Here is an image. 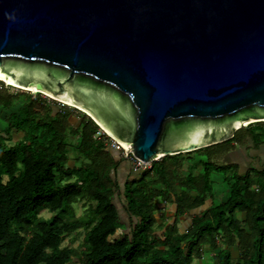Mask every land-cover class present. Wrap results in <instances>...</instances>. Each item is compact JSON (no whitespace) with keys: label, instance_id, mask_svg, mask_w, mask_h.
Returning <instances> with one entry per match:
<instances>
[{"label":"water","instance_id":"1","mask_svg":"<svg viewBox=\"0 0 264 264\" xmlns=\"http://www.w3.org/2000/svg\"><path fill=\"white\" fill-rule=\"evenodd\" d=\"M0 81L144 164L220 144L264 122V0H0Z\"/></svg>","mask_w":264,"mask_h":264},{"label":"trees","instance_id":"2","mask_svg":"<svg viewBox=\"0 0 264 264\" xmlns=\"http://www.w3.org/2000/svg\"><path fill=\"white\" fill-rule=\"evenodd\" d=\"M8 87L13 86L0 81V115L7 111L0 133V264H193L205 246L220 247L216 264H233L229 248L236 242L244 264H264V167L252 166L239 176L234 166L210 162L213 155L235 149L233 143L264 145V122L192 151L207 153V160L195 166L203 169L198 180L204 193L194 198V177L183 181L177 174L181 154L153 163L120 187L113 173L125 159L115 160L102 139H93L91 122H75L68 110L52 106L39 92L33 98L31 91L11 93ZM212 170L226 175L231 170L224 203L202 210L183 234L175 225L154 227L158 203L171 199L178 214L201 208L211 191ZM176 186L183 190L177 192ZM117 194L132 219L127 232ZM76 205L84 208L82 215H76ZM79 230L84 232L81 247H63Z\"/></svg>","mask_w":264,"mask_h":264},{"label":"crops","instance_id":"3","mask_svg":"<svg viewBox=\"0 0 264 264\" xmlns=\"http://www.w3.org/2000/svg\"><path fill=\"white\" fill-rule=\"evenodd\" d=\"M233 145L236 147V145L233 143ZM248 147H251L250 144H248ZM247 150V147H244ZM241 154H237L238 152L233 150L227 151L223 154H215L211 157L210 162L215 165H220L221 163L223 165H229L234 166L237 168V174L239 176L246 175L250 170L249 167H247V156L242 151V148L240 149ZM215 153V152H214ZM252 156L256 154L255 164H259L260 166L264 163V151H258L257 153H251ZM113 156L115 160L119 159V155L117 152H113ZM246 156V157H245ZM251 156L250 159L253 157ZM207 153L205 151H198V152H191V153H182L180 155V160L182 161L181 168L177 171V174L180 178V180H186V177L191 174L193 177H201V173L203 171L202 167L199 165V167L196 164H199V162H204L207 160ZM168 157H165V159ZM167 160V159H166ZM159 160L158 162H160ZM257 167V166H256ZM264 167V165L262 166ZM258 168V167H257ZM231 170H229L227 175H230ZM140 174L142 173H136L133 171L131 165L127 161H122L118 165L117 169L113 173V177L115 181L119 184L120 187H123L125 183H127L129 180L136 179ZM226 174L222 172H217L216 170H212V172L209 174V181L212 183L211 191L209 194L208 199H206L205 204L201 208L194 209L190 212H187L186 210H183L181 213H177L179 211L178 206L171 202V199L168 200V202H161L158 203V210L156 211V223L154 227L158 226L160 223H165L167 226L175 225L177 227V231L180 234H183L187 232L191 227L193 223V218L197 216L202 210H205L209 207H215L220 203H224L227 200L228 197V185L225 181ZM203 181H196L195 188L191 189V196L194 198L201 197V195L204 193V187L200 183ZM160 188H163V185H159ZM177 192L182 191L183 189L176 186L175 187ZM121 194V193H120ZM119 194V195H120ZM115 203L117 204L118 209H121L122 211L119 212L120 215V221L122 224H124L125 228L124 230L127 232L129 229V223L132 222V219L128 217L125 210L122 208L123 206V199L121 198V195L118 197V194L115 198ZM240 219H244L243 214H239ZM130 221V222H129ZM163 229L161 233L164 231ZM246 233L248 232V228H245ZM220 250V247L218 246L216 249H213L211 247L205 246L202 251V257L199 260H195L197 264H216L215 256L218 254ZM231 260L233 261V264H244L243 260L240 257V251L238 243L232 247L229 248Z\"/></svg>","mask_w":264,"mask_h":264},{"label":"rangeland","instance_id":"4","mask_svg":"<svg viewBox=\"0 0 264 264\" xmlns=\"http://www.w3.org/2000/svg\"><path fill=\"white\" fill-rule=\"evenodd\" d=\"M4 85L6 86V85H9V84H8V83H4ZM14 87H15V86H13V87H8L7 89H8V91H10L11 93L23 92V91L20 90V89L18 90L17 87H15V88H14ZM25 91H29V90H25ZM31 94H32V97H33V98H35V97L38 96V94H36V92H33V91H31ZM40 97H41L42 99H45V101H47L49 104H51V105L54 106V107H58V108L61 109V110H68V111L70 112L71 116L75 119V122H78V121H79L80 119H82V118H84V119L87 118V116H86L83 112H81V111H79V110H77V109H75V108H73V107H70V106H68V105H65V104H63V103H61V102H59V101H57V100H55V99H52V98L47 97V96H44V95H42V94L40 95ZM5 115H7V111H4V112L0 115V133L2 132V129L7 125V123L5 122V119H4V118H5ZM86 120H87V119H86ZM17 137H18V136H15L14 139H17ZM250 145L252 146V144H250ZM261 148L264 149V146H262ZM237 151H238V150H237ZM257 152H258V151H257ZM164 158H165V157H164ZM162 159H163V158H162ZM153 163H154V165H155V164H157V163H159V162H158V161H155V162H153ZM153 163H152V165H153ZM220 165H223V164L221 163ZM155 169H156V167H155ZM229 169H232V168H229ZM194 179H195L196 181H198V176H197V177H194ZM75 209H76V215H77V216L82 215L83 212H84V208H83L81 205H76ZM41 216L47 218V217L50 216V214H48L47 212H42V213H41ZM78 232H79V233L77 234V237L75 238V240H73V241L71 242L69 238H66V239L63 241L62 246H63V247H71V248L79 249V248L81 247V244H82V240H83L84 232L81 231V230H79ZM75 264H77L76 260H75ZM193 264H197L195 260L193 261Z\"/></svg>","mask_w":264,"mask_h":264},{"label":"built area","instance_id":"5","mask_svg":"<svg viewBox=\"0 0 264 264\" xmlns=\"http://www.w3.org/2000/svg\"><path fill=\"white\" fill-rule=\"evenodd\" d=\"M86 119L91 122V124H93L96 129V133L93 136V139H102L105 142L107 148L117 152L120 157H123L131 165L134 172L142 173L152 167L153 162L144 164L136 160L131 154H124L121 147L116 144L113 140H111L96 123H94L88 116Z\"/></svg>","mask_w":264,"mask_h":264},{"label":"flooded vegetation","instance_id":"6","mask_svg":"<svg viewBox=\"0 0 264 264\" xmlns=\"http://www.w3.org/2000/svg\"><path fill=\"white\" fill-rule=\"evenodd\" d=\"M252 125V124H251ZM247 127H244V128H241V129H246ZM238 132V130L235 132V134ZM235 136V135H234ZM253 146V145H252ZM262 146H264V145H262ZM262 146H260V147H258V148H256V147H248V144H245V145H243V146H236V148L234 149V151H236V152H238L237 154H239V152H240V154H241V151H240V149L241 148H244V147H247V150L250 152V153H255L256 151H264V149L263 148H261ZM238 150V151H237ZM246 157V156H245ZM253 158L252 159H250V158H247V162H246V165H247V167H252V166H254V167H259L260 165L259 164H255V157H256V154H254L253 156H252ZM263 165H264V163H263ZM262 165V166H263ZM256 167V168H257Z\"/></svg>","mask_w":264,"mask_h":264},{"label":"clouds","instance_id":"7","mask_svg":"<svg viewBox=\"0 0 264 264\" xmlns=\"http://www.w3.org/2000/svg\"><path fill=\"white\" fill-rule=\"evenodd\" d=\"M2 82V81H1ZM4 83V82H3ZM23 91V90H22ZM87 116V115H86ZM162 158H164V157H162ZM162 158H160L159 160H161ZM159 160H157V161H159Z\"/></svg>","mask_w":264,"mask_h":264}]
</instances>
